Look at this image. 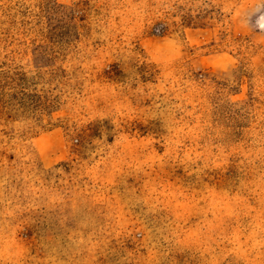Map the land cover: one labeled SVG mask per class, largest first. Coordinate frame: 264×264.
Returning <instances> with one entry per match:
<instances>
[{
	"label": "rangeland",
	"instance_id": "obj_1",
	"mask_svg": "<svg viewBox=\"0 0 264 264\" xmlns=\"http://www.w3.org/2000/svg\"><path fill=\"white\" fill-rule=\"evenodd\" d=\"M0 264H264V0H0Z\"/></svg>",
	"mask_w": 264,
	"mask_h": 264
}]
</instances>
